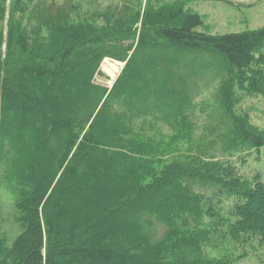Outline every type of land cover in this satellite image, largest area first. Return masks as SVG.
Instances as JSON below:
<instances>
[{
	"label": "trees",
	"instance_id": "16d2710c",
	"mask_svg": "<svg viewBox=\"0 0 264 264\" xmlns=\"http://www.w3.org/2000/svg\"><path fill=\"white\" fill-rule=\"evenodd\" d=\"M189 2L0 0V264H264V25Z\"/></svg>",
	"mask_w": 264,
	"mask_h": 264
},
{
	"label": "rangeland",
	"instance_id": "374dc122",
	"mask_svg": "<svg viewBox=\"0 0 264 264\" xmlns=\"http://www.w3.org/2000/svg\"><path fill=\"white\" fill-rule=\"evenodd\" d=\"M83 10L105 9L115 5L118 0H77ZM189 6L203 16L206 26H199L200 31L211 33H227L253 29L264 25V0H190ZM123 62L105 57L100 65V73L96 80L108 86L113 84L114 79L120 72ZM103 74H102V73ZM216 82L205 88L197 97V100L211 99ZM200 107V106H198ZM240 110L248 112L251 121L257 126L264 128V98L261 96L245 97L241 103ZM199 114L195 121L200 126L204 123V114L197 109ZM239 173L244 176L259 174L264 181V146L259 151H252L245 163L241 159L235 161ZM241 264H256V258L250 256L240 262Z\"/></svg>",
	"mask_w": 264,
	"mask_h": 264
}]
</instances>
